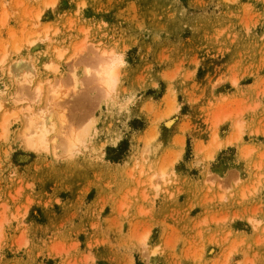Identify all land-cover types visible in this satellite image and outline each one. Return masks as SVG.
Here are the masks:
<instances>
[{
	"label": "rangeland",
	"instance_id": "374dc122",
	"mask_svg": "<svg viewBox=\"0 0 264 264\" xmlns=\"http://www.w3.org/2000/svg\"><path fill=\"white\" fill-rule=\"evenodd\" d=\"M3 52L0 264H264V0H0ZM59 84L30 149L21 109Z\"/></svg>",
	"mask_w": 264,
	"mask_h": 264
},
{
	"label": "bare ground",
	"instance_id": "6f19581e",
	"mask_svg": "<svg viewBox=\"0 0 264 264\" xmlns=\"http://www.w3.org/2000/svg\"><path fill=\"white\" fill-rule=\"evenodd\" d=\"M7 57V54L3 52L0 62L3 63L6 61L5 59ZM121 64L122 62L120 61V57L113 54L112 52H100L99 56L97 57L96 69L94 70L92 78L97 83L98 87L102 89V91L109 93L114 89L118 78L117 68ZM9 67V75L11 79L17 83V85L21 87L33 86V98L35 102H38L42 94V85L41 83H37L36 85L33 84L35 70L30 61L23 59L15 60ZM60 86V84L55 87L53 85H49L50 89L48 93L50 96L49 100L47 101L48 105H46L45 108H39L35 112H32L31 107H25L21 109V111L27 113L26 126L22 132L21 138L23 139L24 144L30 149L46 150L48 148L50 141L48 135L51 129L54 128V122L51 121V108L54 103L56 104V102H60L65 97V93L62 91ZM2 106V101L0 100V109ZM16 116L17 113H10L5 117L3 123H7L10 118ZM58 119L60 124L63 125L64 120L61 113L58 114ZM64 132L65 131H63L61 134L65 140L66 147L68 148V153H71L78 147L79 144H81L83 136L76 133H70L66 135ZM52 140L55 141L56 139L53 138Z\"/></svg>",
	"mask_w": 264,
	"mask_h": 264
}]
</instances>
